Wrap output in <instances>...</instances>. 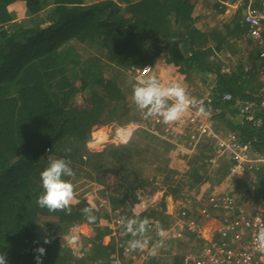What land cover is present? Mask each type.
Returning a JSON list of instances; mask_svg holds the SVG:
<instances>
[{
	"label": "trees",
	"instance_id": "trees-1",
	"mask_svg": "<svg viewBox=\"0 0 264 264\" xmlns=\"http://www.w3.org/2000/svg\"><path fill=\"white\" fill-rule=\"evenodd\" d=\"M216 10L219 18L206 26L197 0H0V253L6 254L7 264H36L39 247L46 250L42 264H113L134 238L124 227L114 232L107 226L118 215L149 221L138 237L150 238L139 251L146 258L132 264H181L186 247L183 254L151 251L161 241L158 230L165 235L176 221L166 213L165 202L152 208L158 184L165 188L164 198L182 207L191 195L192 210L179 212L201 224L206 214H214L209 199L215 195H234L242 209L264 198V167L237 177L231 161L213 165L215 142L199 140L192 128L182 136L198 144L181 173L172 159L179 150L149 132L160 131L162 124L149 123L148 131H138L126 145L95 148L130 122L146 119L135 105L128 107L122 86L105 78L100 66L87 78L79 76L87 47L125 70L162 66L184 88L198 78L208 86L202 104L206 114H200L218 133H233L264 154V126L240 114L264 86V62L242 11L222 3ZM18 19L23 24L11 25ZM226 67L229 74L222 72ZM226 94L231 101L224 100ZM139 140L145 141L144 148ZM50 158L70 161L73 177L86 176L105 187L107 206L82 200L70 204L71 214L41 209L36 204L43 191L40 173ZM151 163L162 179L146 175L144 165ZM84 208L92 209L94 222L85 218ZM73 227L78 228L72 235L78 237L75 244L68 243L71 236L56 234ZM40 228L52 233L50 243L39 236Z\"/></svg>",
	"mask_w": 264,
	"mask_h": 264
},
{
	"label": "built area",
	"instance_id": "built-area-1",
	"mask_svg": "<svg viewBox=\"0 0 264 264\" xmlns=\"http://www.w3.org/2000/svg\"><path fill=\"white\" fill-rule=\"evenodd\" d=\"M222 5L234 12L242 11L248 36L258 49L260 60L264 62V0H236ZM147 68L151 69L145 70ZM152 70L148 65L137 69L136 72L140 77H146L152 74ZM222 72L229 74L230 68H223ZM223 98L225 101L232 100L228 94ZM253 99L254 102L244 104L240 111L241 118L246 122L254 123L256 127H262L264 126V86ZM151 122L158 124L160 119L155 117ZM187 128L194 129L198 133L199 140L215 142L216 152L233 163L231 169L233 175L244 177L247 172L264 167V154L254 152L249 145L241 143L233 133H218L213 124L200 112H189L186 118L169 124L168 136L163 138L168 142L180 138ZM141 130L148 131L149 126L144 122H130L117 134L115 145L126 144L133 133ZM197 144L198 140L189 143L190 152L196 150ZM209 203L214 214L205 215V224L191 222L183 214L175 219L176 228L173 231L175 238L183 239L186 231L193 240L183 254L181 264H264V252L259 251L255 243L258 229L264 227V198L251 209L239 208L235 196L230 194L215 195L209 199ZM122 220H125L124 217L118 215L111 218L107 226L116 232L123 227ZM121 247L120 245L118 248ZM145 258L144 252H134L129 247H124L121 255L114 258L113 264H132L137 259L145 260Z\"/></svg>",
	"mask_w": 264,
	"mask_h": 264
},
{
	"label": "rangeland",
	"instance_id": "rangeland-1",
	"mask_svg": "<svg viewBox=\"0 0 264 264\" xmlns=\"http://www.w3.org/2000/svg\"><path fill=\"white\" fill-rule=\"evenodd\" d=\"M94 1L100 2L103 0H94ZM205 2L208 3V5L211 7H213V5H214L213 0H205ZM204 10L205 11L207 10V8L205 9V3H204ZM206 13H207V11H206ZM21 24H23L22 20L18 19L14 23H12L11 25H21ZM84 48H86V47H84ZM86 49L90 50L89 47H87ZM92 52L89 54H88V51H87V54H84L82 52L84 54L85 59L83 60V63L79 68V76H81V78H87L88 75H91L89 72L92 73V70H94L95 66H100V71L104 75L105 78L117 80V82L122 86V89L124 90V93H125L126 102H127L128 107H133L134 103L131 101L132 84L137 82V80L140 78H147V76L146 77H140L136 72L137 69H128V70L126 69L125 70L122 68H118L117 66L107 64L105 62H104V65L101 66V65H99L93 61L94 53H92ZM105 64H107V65H105ZM152 69H153L152 70L153 72L150 75L157 76V78L161 81L162 85L167 86L169 83H178L177 80L169 77L168 71L166 68H164L162 66H157L156 70L154 68H152ZM90 79H92V77ZM207 87L208 86L206 84L202 83V81L197 78L191 84H189L187 86V88H185V89H186V92L188 93V95L190 96V98H194L197 102H200V101L203 102L204 100H206L207 95H208L205 92L206 91L205 89H207ZM169 103H171V101H169ZM200 106L201 105L198 103L197 106L191 107L188 111L189 112H199ZM189 112H188V114H189ZM153 118H155V117L148 118V119H146V121L143 120L141 122L142 123L144 122L146 125L149 126V123L151 124V120ZM157 118L160 119V122L158 124H162V126L163 125H165V126L162 127L160 131H157L155 129H150V127H149V129H150L149 132L152 135L159 136L162 139H164L163 137L168 136L169 124L166 125L162 122L161 118H159V117H157ZM183 118H186V117H181V119H183ZM136 133H133L131 135V137L129 138V140L127 139L126 144L130 142L133 135ZM187 134H190V133H187ZM116 136H117V134H115L113 137L103 139L102 141H100L101 144L96 145L95 148H102V146H105V145H115L114 141H116L115 140ZM139 142L141 143L140 149H141V147L144 148V146H145L144 142L145 141L142 142V140H139ZM190 142L194 143V140L193 139H186L185 140L184 136H181L180 138H176V139L170 141V143H172L175 147L174 151L179 150L180 156L176 155L177 153L173 154L172 159H173V163L175 164V165H173V167H176L177 171L180 173L183 170L187 169L185 159H187V158L189 159V157L194 153V152H190V149H191V147L189 145ZM152 153L153 152H151V154H150V159H149L150 162L153 161L152 160L153 157L151 156ZM214 155H215V157L212 160V164L215 166H217L222 161L226 160V158L223 155L218 154L216 151L214 152ZM147 156H149V155H147ZM153 156H154V154H153ZM180 157H182V158H180ZM136 159H138V158H136ZM146 159H148V157ZM152 164L153 163L148 164L146 166L144 165V168L146 170L145 173L147 176L150 175V177L156 175V173H155L156 172L155 171L156 166L154 164L153 165ZM156 176L158 177V179H162V177H163L162 175H159V176L156 175ZM70 182L73 184L74 192H75L74 199L71 202L72 204L78 203V202L84 200L87 203H89L95 207H98V208H102V207L104 208L107 206V200H106L105 195H104V193H106V191H107V189L105 187H103V186L101 187V186L97 185L93 180H90L86 176L73 177ZM164 193H165L164 186H161V184H158V190L156 191V193L153 194L152 208H157V207H159L158 206L159 204H161L162 202H165L166 213L170 216L172 215L173 219H176L177 216L181 217L182 213L179 211L180 210L182 211L183 210L182 208H184V209L189 208L190 210H192V208L190 206L191 202H192L191 201V197H192L191 195L190 196L188 194L186 195V198L188 200V205H186L185 207H182L181 202H180V204H177L176 202L173 201V199L171 201H169L168 199H171V197H165L166 199L163 198ZM209 224L206 225V228H209ZM170 228H171V230H169V232H167V234L163 235V237L160 238V240H163V246L162 247L153 246L151 248V249H153V252L156 253L159 250H163V251L172 250V251H178V253L181 252V254H183L185 247H186V249L189 248V245H191V239L188 237L187 232L184 231L183 239H181V240L185 239V242L181 245L175 244V243L181 242V240H177L173 234L174 233L173 231L176 228V221L173 224V226H171ZM77 232H78L77 227L67 228L64 230H61V229L56 230L57 235H63V236H72V235L77 234ZM38 233L42 239H47V238H49V236L52 235V233H50L46 228H40ZM138 237L139 236H137L136 239H139ZM148 237L149 236H146L144 239H147L149 241L150 238H148ZM120 245H121V243L118 244V247H120ZM134 251L139 252L141 250L136 249Z\"/></svg>",
	"mask_w": 264,
	"mask_h": 264
},
{
	"label": "clouds",
	"instance_id": "clouds-1",
	"mask_svg": "<svg viewBox=\"0 0 264 264\" xmlns=\"http://www.w3.org/2000/svg\"><path fill=\"white\" fill-rule=\"evenodd\" d=\"M131 101L138 110L143 112L145 119L159 117L166 125L179 121L191 107L197 106L198 103L201 105L199 112L206 114L202 107L203 102H197L194 98H190L183 86L179 83H169L164 86L155 75L140 78L132 84ZM70 163V161L62 158H50L48 166L40 173L43 191L36 198V204L41 209H47L49 212L65 211L67 214H71L70 204L75 196L74 186L69 180L63 179V177L75 175ZM81 211L89 222L96 220V217L92 215L91 208H84ZM121 223L125 231L134 237L128 241L130 249L143 250L147 246L148 240L136 239L135 237L144 236L149 224L148 219H126L122 220ZM158 234L163 237L164 230L160 228ZM77 240V236H71L68 238V243L75 244ZM44 243L47 244L50 241L45 239ZM255 243L257 249L264 252V227L258 229ZM157 246L162 247L163 240L159 241ZM34 251L36 264H42V257L46 254L45 248L39 247ZM0 264H7V257L4 253H0Z\"/></svg>",
	"mask_w": 264,
	"mask_h": 264
},
{
	"label": "crops",
	"instance_id": "crops-1",
	"mask_svg": "<svg viewBox=\"0 0 264 264\" xmlns=\"http://www.w3.org/2000/svg\"><path fill=\"white\" fill-rule=\"evenodd\" d=\"M197 1L199 2V4L202 7L201 15H202V17H203V19H204V21L206 23V26H209L210 24H212L214 21H216L219 18L218 11L216 10V5L218 3H225V2H222L220 0H213V4L214 5H213V7H211V6L208 5V3L205 2V0H197ZM204 3H205V9L207 8V10H206L207 13L204 10ZM226 3H229V2H226ZM230 10L233 11L232 9H230ZM91 52L94 53V50H92V49L88 50V54L91 53ZM93 56H94L93 57V61L96 62L97 64L102 66V65H104V62L107 63L104 59L99 58L95 53H94ZM107 64H105V65H107ZM168 200L171 201L172 199H168ZM207 230H208V228H207Z\"/></svg>",
	"mask_w": 264,
	"mask_h": 264
}]
</instances>
